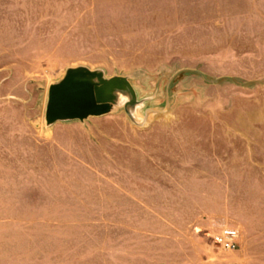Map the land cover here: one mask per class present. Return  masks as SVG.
Wrapping results in <instances>:
<instances>
[{"label":"rangeland","instance_id":"374dc122","mask_svg":"<svg viewBox=\"0 0 264 264\" xmlns=\"http://www.w3.org/2000/svg\"><path fill=\"white\" fill-rule=\"evenodd\" d=\"M77 67L140 103L48 125ZM0 264H264V0H0Z\"/></svg>","mask_w":264,"mask_h":264},{"label":"water","instance_id":"95a60500","mask_svg":"<svg viewBox=\"0 0 264 264\" xmlns=\"http://www.w3.org/2000/svg\"><path fill=\"white\" fill-rule=\"evenodd\" d=\"M132 109L140 103L129 79L105 77L103 71L86 67L69 68L65 77L50 86L46 107V122L84 121L91 116H103L121 102Z\"/></svg>","mask_w":264,"mask_h":264},{"label":"built area","instance_id":"2783aa9c","mask_svg":"<svg viewBox=\"0 0 264 264\" xmlns=\"http://www.w3.org/2000/svg\"><path fill=\"white\" fill-rule=\"evenodd\" d=\"M240 231L234 227L224 226L214 236L215 244L222 250L234 251L239 247Z\"/></svg>","mask_w":264,"mask_h":264}]
</instances>
